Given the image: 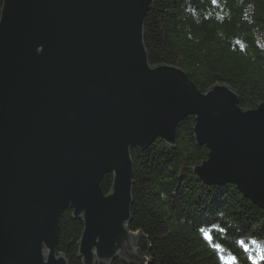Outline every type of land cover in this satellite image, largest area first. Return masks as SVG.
Wrapping results in <instances>:
<instances>
[{
	"label": "water",
	"instance_id": "obj_1",
	"mask_svg": "<svg viewBox=\"0 0 264 264\" xmlns=\"http://www.w3.org/2000/svg\"><path fill=\"white\" fill-rule=\"evenodd\" d=\"M153 0H4L0 17V264H69L61 219L84 223L83 264L142 263L133 233L132 149L178 145L194 116L209 150L192 167L264 208V102L244 109L225 83L206 92L179 66H152ZM113 173L111 190L103 180Z\"/></svg>",
	"mask_w": 264,
	"mask_h": 264
},
{
	"label": "trees",
	"instance_id": "obj_2",
	"mask_svg": "<svg viewBox=\"0 0 264 264\" xmlns=\"http://www.w3.org/2000/svg\"><path fill=\"white\" fill-rule=\"evenodd\" d=\"M145 44L152 65L181 67L202 92L226 83L242 108L264 102V0H153ZM195 124L194 116L180 123L176 147L157 140L146 151L132 149L128 226L144 232L151 249L142 263L111 264H264V209L233 184L199 182L192 167L209 150L196 144ZM112 183L106 174L105 193ZM72 214L68 208L61 219L60 251L69 264H83L84 223Z\"/></svg>",
	"mask_w": 264,
	"mask_h": 264
},
{
	"label": "bare ground",
	"instance_id": "obj_3",
	"mask_svg": "<svg viewBox=\"0 0 264 264\" xmlns=\"http://www.w3.org/2000/svg\"><path fill=\"white\" fill-rule=\"evenodd\" d=\"M151 65H152V64H151ZM152 66H155V65H152ZM225 84H226V83H225ZM227 85H228V84H227ZM229 86H230V85H229ZM230 87H231V86H230ZM235 92H236V91H235ZM236 93H237V92H236ZM237 94H238V93H237ZM238 98H239V95H238ZM239 102H240V99H239ZM239 105H240V104H239ZM248 109H250V108H248ZM251 109H253V108H251ZM188 117H190V116H188ZM188 117H186L185 119H187ZM185 119H184V120H185ZM184 120H183V121H184ZM152 145H153V144H152ZM152 145H151V146H152ZM151 146H150V147H151ZM150 147H149V148H150ZM149 148H148V149H149ZM148 149H146V150H148ZM207 149H208V148H207ZM146 150H143V151H146ZM192 170H193V169H192ZM193 172H194V170H193ZM194 173H195V172H194ZM195 174H196V173H195ZM196 176H197V174H196ZM197 178H198V176H197ZM198 180H199V182H202L200 179H198ZM262 209H264V208H262ZM135 234H137V233H135Z\"/></svg>",
	"mask_w": 264,
	"mask_h": 264
},
{
	"label": "snow or ice",
	"instance_id": "obj_4",
	"mask_svg": "<svg viewBox=\"0 0 264 264\" xmlns=\"http://www.w3.org/2000/svg\"><path fill=\"white\" fill-rule=\"evenodd\" d=\"M241 243H243V242H241ZM253 243H255V242H253ZM216 247H219V246L217 245ZM257 248H258V250H259V245H257ZM222 259H223V257H222Z\"/></svg>",
	"mask_w": 264,
	"mask_h": 264
}]
</instances>
